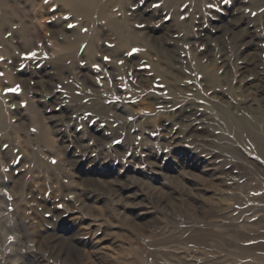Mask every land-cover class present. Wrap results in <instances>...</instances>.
<instances>
[{
    "label": "rangeland",
    "instance_id": "rangeland-1",
    "mask_svg": "<svg viewBox=\"0 0 264 264\" xmlns=\"http://www.w3.org/2000/svg\"><path fill=\"white\" fill-rule=\"evenodd\" d=\"M45 6L0 45V264H264V0L170 8L137 52Z\"/></svg>",
    "mask_w": 264,
    "mask_h": 264
},
{
    "label": "bare ground",
    "instance_id": "bare-ground-1",
    "mask_svg": "<svg viewBox=\"0 0 264 264\" xmlns=\"http://www.w3.org/2000/svg\"><path fill=\"white\" fill-rule=\"evenodd\" d=\"M201 0H0V45L7 38L22 40L23 47L31 44L32 26L30 17L31 12L28 9L31 7L34 10L37 7L45 9V4H57L62 8L68 9L78 26L81 27L85 22L88 31L94 30L96 33L99 25L96 20H103L101 27L105 26L110 35L116 42V50L123 52H137L138 46L142 40L149 41L146 37L140 38L139 31L135 27L148 25L157 20V15L163 16L170 8H178L186 3L197 4ZM33 10V11H34ZM33 13V12H32ZM174 14V13H173ZM34 15V13H33ZM139 15V19H138ZM175 16V14H174ZM161 17L159 21H165ZM10 26V27H8ZM98 26V27H99ZM8 28V29H7ZM153 28V27H152ZM89 32L75 33L74 39H70L67 45L63 46L62 51L74 52L78 43L90 40ZM150 36V35H149ZM152 36H150L151 40ZM3 39V40H2ZM68 39V37H67ZM14 44V43H13ZM75 53V52H74ZM240 124V123H239ZM240 129L239 136L244 140H248L252 144V137L248 125H238ZM255 152L264 157V147L259 144L252 145Z\"/></svg>",
    "mask_w": 264,
    "mask_h": 264
}]
</instances>
